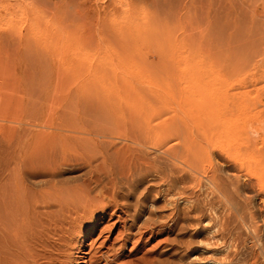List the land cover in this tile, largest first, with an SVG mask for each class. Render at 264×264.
<instances>
[{
  "label": "rangeland",
  "instance_id": "374dc122",
  "mask_svg": "<svg viewBox=\"0 0 264 264\" xmlns=\"http://www.w3.org/2000/svg\"><path fill=\"white\" fill-rule=\"evenodd\" d=\"M0 19V32H30L36 54L51 63L52 72L33 79L34 91H51L55 81L72 101L77 94L137 91L202 141L206 154H195L188 165L197 178L177 203L184 214L181 203L188 199L191 214L181 219L166 264H264V191L254 178L264 150V0H0ZM189 108L218 113L197 128L184 116ZM26 133L19 130L17 153L27 151ZM75 164L63 166L52 181L86 179L89 169ZM180 166L183 175L188 169ZM211 167L226 183L214 195L203 186ZM170 178V188L159 184L157 190L182 192ZM26 180L35 189L48 182L39 175ZM139 257L131 264H142Z\"/></svg>",
  "mask_w": 264,
  "mask_h": 264
},
{
  "label": "bare ground",
  "instance_id": "6f19581e",
  "mask_svg": "<svg viewBox=\"0 0 264 264\" xmlns=\"http://www.w3.org/2000/svg\"><path fill=\"white\" fill-rule=\"evenodd\" d=\"M9 33L0 32V264H131L139 254L142 264H166L163 256L172 252L174 233L191 211L188 199L181 203L184 214L177 203L197 178L188 165L206 154L202 141L179 130L176 115L166 117L137 91L100 93L107 99L98 92L77 97L76 91L73 101L61 95L59 81L51 91L43 85L37 90L35 82L34 91V80L50 72L51 63L36 54L30 32ZM183 111L197 128L218 113ZM20 129L28 143L27 151L17 153ZM262 155L254 178L264 191V150ZM74 163L89 169L86 179L71 185L52 181ZM180 165L188 169L183 175ZM37 175L48 181L43 188L26 185L27 177ZM203 176L211 195L225 189L212 167ZM170 177L182 192L175 186L177 192H169ZM159 184L168 188L157 190Z\"/></svg>",
  "mask_w": 264,
  "mask_h": 264
}]
</instances>
